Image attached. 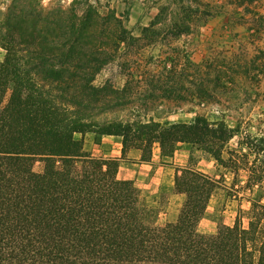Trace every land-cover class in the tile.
<instances>
[{
  "label": "trees",
  "instance_id": "obj_1",
  "mask_svg": "<svg viewBox=\"0 0 264 264\" xmlns=\"http://www.w3.org/2000/svg\"><path fill=\"white\" fill-rule=\"evenodd\" d=\"M149 2L158 12L141 28L145 44L157 42L151 36L161 19L166 36L181 35L192 18L208 14L200 3ZM110 15L115 47L137 46L138 37ZM103 17L91 0H0V264H264L260 200L250 199L246 225L238 214L232 225L201 233L216 179L180 167L174 188L185 199L175 220L160 223L134 182L118 177L116 159L84 151L75 134L94 131L120 136L123 147L127 139L143 142L144 160L154 143L172 156L178 142H194L223 162L222 151L207 143L232 137L224 123L203 116L136 126L92 119L83 108L96 92L90 62L104 63L107 53L97 39L88 45L86 31ZM258 141L264 151V138Z\"/></svg>",
  "mask_w": 264,
  "mask_h": 264
},
{
  "label": "rangeland",
  "instance_id": "obj_2",
  "mask_svg": "<svg viewBox=\"0 0 264 264\" xmlns=\"http://www.w3.org/2000/svg\"><path fill=\"white\" fill-rule=\"evenodd\" d=\"M94 1L104 17L88 28L87 42H102L107 59L90 62L96 92L92 90V102L83 108L96 121L124 125L193 123L197 116L224 123L232 137L222 145L218 140L207 145L218 153L224 150L227 168L220 167L218 176H212L215 188L197 229L213 233L218 224L232 225L238 214L246 225L250 199L264 203V151L256 149L264 138V0H185L192 9L202 4L208 14L200 20L192 18L190 31L181 35L166 36L160 30L165 22L161 19L154 27L160 32L151 36L157 39L154 44H145L148 39L141 32L158 12L150 8V0ZM112 11L138 37L137 46L115 47L118 28L108 24ZM3 56L0 46V61ZM97 65L102 66L95 73ZM81 76L78 82L84 84ZM100 136L94 131L75 134L93 156L92 138ZM186 143L190 146L187 166L195 168L202 156L215 160L209 149ZM137 144L143 142L127 139V146ZM157 146L154 143L153 149ZM118 177L123 179L124 174ZM146 183L134 182L157 212V221L175 220L185 196L173 195L170 174L160 186Z\"/></svg>",
  "mask_w": 264,
  "mask_h": 264
},
{
  "label": "crops",
  "instance_id": "obj_3",
  "mask_svg": "<svg viewBox=\"0 0 264 264\" xmlns=\"http://www.w3.org/2000/svg\"><path fill=\"white\" fill-rule=\"evenodd\" d=\"M94 138V139H93ZM92 138L94 150L92 154L101 158H113L118 161V174L123 173V179L132 180L140 183L146 180V184L156 183L160 186L164 183L165 175L170 174V185L174 189L173 195L185 196L174 188V177L176 169L185 167L190 160V146L186 142H180L176 145L172 156L161 154L160 147L153 149L150 160L142 159L143 150L138 145H130L123 147L122 138L116 135H101L97 139ZM222 150V159L225 160ZM215 159V158H214ZM226 169L227 166L220 161L210 158L201 157L195 168L204 172L209 176H218L221 168Z\"/></svg>",
  "mask_w": 264,
  "mask_h": 264
}]
</instances>
